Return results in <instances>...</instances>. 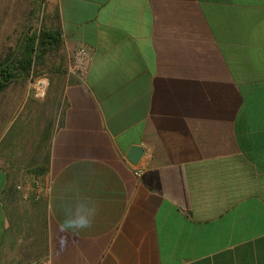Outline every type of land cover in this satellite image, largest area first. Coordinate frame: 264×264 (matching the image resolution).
<instances>
[{"label":"crops","instance_id":"0c3cea01","mask_svg":"<svg viewBox=\"0 0 264 264\" xmlns=\"http://www.w3.org/2000/svg\"><path fill=\"white\" fill-rule=\"evenodd\" d=\"M0 28L62 59L46 142L0 132V264H264V0H0Z\"/></svg>","mask_w":264,"mask_h":264},{"label":"rangeland","instance_id":"374dc122","mask_svg":"<svg viewBox=\"0 0 264 264\" xmlns=\"http://www.w3.org/2000/svg\"><path fill=\"white\" fill-rule=\"evenodd\" d=\"M14 37L15 34L13 33L6 35L0 33V39L8 38L7 43H0V53L7 51H1V46L4 48L7 45H11ZM60 60L62 59L59 52L51 54L44 64L34 70L31 77L12 83L6 92L0 94V132L7 128L38 131L39 134L44 133V136L40 135L42 136L43 144L46 142V137L52 129V123L49 120L58 111L62 93L60 78L54 72L55 66ZM38 78L47 79L50 85L47 97L43 100H36L32 96V83L34 79ZM39 139L41 143V138ZM43 160L42 167L46 170L45 158ZM36 165L34 162L35 167ZM35 171L33 170V172Z\"/></svg>","mask_w":264,"mask_h":264},{"label":"trees","instance_id":"16d2710c","mask_svg":"<svg viewBox=\"0 0 264 264\" xmlns=\"http://www.w3.org/2000/svg\"><path fill=\"white\" fill-rule=\"evenodd\" d=\"M60 45L59 33L41 31L24 37L17 49H10L0 57V94L6 92L12 83L31 77L51 54L59 52ZM45 171L40 168L34 173L40 176Z\"/></svg>","mask_w":264,"mask_h":264},{"label":"clouds","instance_id":"9594fccd","mask_svg":"<svg viewBox=\"0 0 264 264\" xmlns=\"http://www.w3.org/2000/svg\"><path fill=\"white\" fill-rule=\"evenodd\" d=\"M99 211V205L86 197H77L74 203L63 208L64 218L59 224L60 231L77 234L92 228Z\"/></svg>","mask_w":264,"mask_h":264},{"label":"built area","instance_id":"2783aa9c","mask_svg":"<svg viewBox=\"0 0 264 264\" xmlns=\"http://www.w3.org/2000/svg\"><path fill=\"white\" fill-rule=\"evenodd\" d=\"M37 4L42 8L45 4V0H36ZM92 62V57L85 49H77L73 59L72 67L75 73L83 76L87 73L88 68ZM49 82L45 78L34 79L32 83V96L36 100H43L47 97ZM137 167V166H136ZM134 168L135 176L141 177L144 174L142 168Z\"/></svg>","mask_w":264,"mask_h":264},{"label":"water","instance_id":"95a60500","mask_svg":"<svg viewBox=\"0 0 264 264\" xmlns=\"http://www.w3.org/2000/svg\"><path fill=\"white\" fill-rule=\"evenodd\" d=\"M143 155H144L143 149L136 147L130 152L128 159L132 163L138 164L140 162L141 158L143 157Z\"/></svg>","mask_w":264,"mask_h":264}]
</instances>
